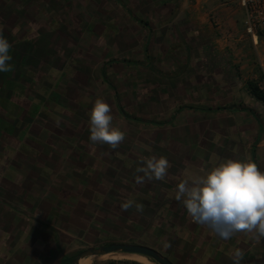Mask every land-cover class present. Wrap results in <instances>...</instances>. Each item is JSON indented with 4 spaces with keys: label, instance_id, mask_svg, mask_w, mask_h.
Wrapping results in <instances>:
<instances>
[{
    "label": "crops",
    "instance_id": "0c3cea01",
    "mask_svg": "<svg viewBox=\"0 0 264 264\" xmlns=\"http://www.w3.org/2000/svg\"><path fill=\"white\" fill-rule=\"evenodd\" d=\"M73 5L76 10L72 20L74 39L89 42L90 45L85 46L90 50L100 49L102 53L97 55L106 59L96 68L92 65H77L72 61L74 66L71 67L70 64V67L74 69H72L74 76L71 80L76 81L77 76L84 72L91 74L88 76L90 86L104 89L106 93L104 100H112L124 119L125 83L127 85L138 83L137 87L140 88L144 87L141 83L149 80L154 83L153 88L163 89L170 86L172 92L177 91L176 99H169L172 102L175 100V104H178L179 100L184 102L209 100L191 96V90L196 89L202 93L211 87V82H215V86L221 89L232 85L236 87L237 84L241 86L242 83L246 89L249 82L257 83L259 88L264 85V55L251 54L249 59L231 60L229 65L225 62L227 57L232 56L230 43L233 35H227L221 23L224 21L225 24H234L240 29V25L237 26L239 11L227 14V11L233 9L224 8L227 2L214 5L198 0H73ZM216 14L219 17L218 21L214 17ZM240 31L242 34L238 40L246 41L245 30ZM83 44L82 47H85ZM125 54L127 56L135 54L137 59L125 60ZM63 70L59 69L58 73H62ZM125 71L128 77L129 74L135 73L137 80H133L132 83L125 80ZM50 88H59L60 91V87L57 86ZM54 95L57 100L69 98L67 95L63 96L62 92L56 94L53 91L51 96ZM93 99L96 100L98 97L95 96ZM247 99L257 101L251 95ZM247 99L242 93L232 95L226 100H234V103L216 108H198L189 104L184 105L186 103L183 102L181 106H177L176 116L172 115L166 122L155 125L161 128L178 120L183 121L188 112L203 115L221 113L224 117L223 123L218 125L217 134L225 137V148L214 152L202 147V153L205 154L202 163H186L183 167L177 165L176 168L171 166V172H174V168L178 171L177 179L190 180L193 176L203 175L202 169L207 171L228 158L240 160L250 158L264 171V113L253 106L245 105L243 100ZM73 100L80 98L76 97ZM36 106L38 109L33 112L32 119L40 114V107L37 104ZM61 115L59 112L52 114L60 120ZM25 116L26 114L23 115L22 121L26 120ZM26 125L24 128H15L14 133L17 130L18 136L23 138L26 144L22 143L21 138H17V157L15 156V160L10 161L9 165L16 171L18 169L29 173L26 179L31 181L32 186L26 189L23 198L16 194L14 201L20 210L15 212L9 206L8 195L3 196L4 198L1 196L3 193L0 194V202L3 208L8 209L12 221L18 220L21 223L22 219L29 221L26 227L18 226L19 224L14 226L15 229H19L18 232L21 231V237L27 240L22 242L20 237L15 239L11 234L14 233L13 226L12 228L8 226L0 210V235L7 233L10 240L5 243L0 240V250L3 247L7 248L4 258L15 254L14 258L8 257L6 260L2 258L3 253L0 254V264H3V260L4 264H62V259L67 255L61 252L69 242L64 237L65 232L77 233L80 229L76 219L88 215L86 212L92 215L93 211L95 217L98 214L112 216L115 200L113 197L112 204L109 203L112 207L109 209L110 212H106L105 206L98 208L96 202L98 199H89L93 205L83 204L86 197L83 193L88 191L92 184L90 179L95 183L97 180L89 177L90 171L75 170L77 165L84 163L82 156L87 153L73 141V137L79 131L73 134L75 130L66 137L60 128L51 131L42 127L35 134L30 127L37 124L32 123L30 127ZM186 131L188 132L185 126V129L180 131L181 134L175 137L179 139ZM35 138L42 144L36 145L33 140ZM89 146L88 152L94 155L90 157L97 162L98 153L103 151L97 145ZM210 155L217 158L215 164L208 161V158L211 159ZM30 172H35L36 175L31 176ZM33 185L37 187L34 189ZM171 192L173 193L170 194ZM175 193V190L169 189L163 197L164 201L169 202L167 210L169 215L173 218H183L182 225L180 223L174 225L173 221L169 225L170 242L166 250L173 264H233L230 254L237 248L243 252L241 264H264V240L257 244L243 233H238L231 239H221L208 226L194 222L182 203L176 201ZM142 207L147 209L146 204ZM3 225L7 228L6 231H3ZM43 236L47 238L44 239ZM71 238L75 239L73 236ZM125 264L146 263L136 261Z\"/></svg>",
    "mask_w": 264,
    "mask_h": 264
},
{
    "label": "rangeland",
    "instance_id": "374dc122",
    "mask_svg": "<svg viewBox=\"0 0 264 264\" xmlns=\"http://www.w3.org/2000/svg\"><path fill=\"white\" fill-rule=\"evenodd\" d=\"M198 1L210 2L214 5L219 4V2H227L224 8H233L227 11V14L231 15V12L239 11L237 26L240 25V29L245 30L244 10L239 7L237 0ZM75 12L73 0H0V30L3 31L4 37L12 45L10 49L12 60L9 63L13 66L12 71L0 72V194L3 193L2 197L8 195L9 206L16 212L18 209L20 210L16 206L17 202L14 201L16 194L23 198L26 189L32 186L31 181L26 179L29 173L18 169L16 171L9 165V162L14 161L15 156L17 157V138H21L18 136L17 130L14 133L15 128H24L27 126L26 124L30 127L33 123L37 125L30 128L35 134L42 127L51 131L60 128L66 137L75 130L73 134H77L79 131L73 137V141L75 145L82 147L83 151L87 153L82 156L84 163L77 165L75 170L90 171L89 177L97 180L95 183L90 179L92 184L90 189L83 193L86 196L83 199V204L90 206L93 203L89 202V199H98L96 201L99 205L98 208L105 206L106 212H110L109 209L112 207L109 203L113 201V197L115 201L112 216L98 214L95 217L93 216L94 212L91 211L92 215L86 212L88 215L77 218V226L80 230L74 234L65 232L64 237L66 241H69V245L66 243L61 253L71 257L89 248L124 243L149 246L168 258L166 245L169 246L170 242L169 225L171 221L174 225L176 223L182 225L183 218H173L169 215L167 212L169 202L164 201L163 197L169 192V189L176 191L177 184L182 181L176 178L178 171L175 168L177 165L183 167L186 163H202L205 159L202 147L207 151L214 150V152H219L225 148V137H220L217 134L218 125L223 123L224 117L221 113L203 115L202 113L192 114V112H188V116L183 121H175L172 125L160 128L149 124L166 122L167 118L176 114L177 106H181L184 100H179L178 104H175V100L172 102L169 99H176V90L172 92L170 86L163 89L153 88L154 83L149 82V80L141 83L144 87L139 88L137 87L138 83H132L133 80H137L136 74L131 73L128 77V73L125 71V80H129L132 85L125 83L123 107H125L127 115L139 121L134 122L122 118L115 103L112 100H105L112 108L113 125L125 131L126 138L115 150L106 144H96L103 152L98 153L99 160L97 162L93 160V157H90L94 156L93 153L88 152L89 145H92L89 141V113L95 102L93 97L97 96L104 99L106 93L99 86H90L88 76L91 74L89 73L84 72L77 76L76 81L75 79L71 80L74 76V69L71 67L74 66L72 61H75L77 65H92L96 68L104 62L106 57L97 55V53H102L100 49L90 50L87 47L90 45L89 42H80L74 39L72 20ZM214 17L218 21V14ZM221 24L227 35H233L231 37L233 40L230 43L232 56L226 58L227 65L231 63V60H247L251 54L264 55L263 40H259L258 45L255 46L251 38L245 33L244 37L247 40H238L242 33L236 25L225 24L224 21ZM82 44L87 46L82 47ZM133 58L137 59V56L125 54V60ZM59 69L63 70L62 73H58ZM126 69L127 66L125 65ZM61 76L62 78H59ZM244 85L242 83L241 86L237 84L236 87L232 85L226 89H221L215 86V82H211V87L202 93L196 89L191 90V96L204 97L209 100H187L184 105L189 104L198 108H216L225 104L229 105L235 102L234 100H226L232 95L242 93L246 99L250 96L248 87L245 89ZM52 86L60 87V91L59 88H50ZM261 86V90L264 91V85ZM53 91L56 94L62 92L63 96L69 97L68 100H57L56 95L51 96ZM76 97L80 100H73ZM165 98L167 99L163 100ZM257 101L247 99L243 100V103L264 113V104ZM36 104L40 107V114L32 119L33 112L38 109ZM54 112L62 114L61 120L52 116ZM25 114L26 120L22 121ZM185 126L188 132L186 131L179 139L175 137L177 134H181L180 131L185 129ZM207 129H215L216 131L209 132ZM33 140L36 145L42 144L37 138ZM21 141L24 145L26 144L23 138ZM28 143L30 142L28 141ZM22 151L23 149H21ZM45 155L49 154L45 153ZM151 155L165 156L170 164L175 166L174 172H171L170 167L163 181L152 180L146 181L144 184H137L135 169L141 166L143 157ZM208 161L215 164L217 158L211 156ZM30 175L35 176L36 173L30 172ZM33 187L35 189L37 185H33ZM64 194L66 195V193ZM127 200H132L134 206L124 211L121 204ZM1 204L2 202H0V210H2L3 219L10 228H12L11 226L14 228L16 224L22 227L29 224L26 219H22V223L18 220L12 221L8 209L3 208ZM135 204L142 206L146 204L147 209L143 207V211L138 212ZM6 229L4 226L3 231ZM13 231L14 233L11 234L15 239L20 237L22 242L27 240L25 237H21V231L18 232L19 229L14 228ZM70 235L75 239L73 240ZM43 237L44 239L47 238V236ZM8 238L9 234L7 233L0 235V240L4 243L9 240ZM6 249L3 247L0 250V254L3 253L2 258L5 256ZM118 254L123 253L108 254L110 257L107 258L90 257L85 260L91 264L136 262L127 256L118 257ZM8 257L14 258L15 254L4 259L6 260ZM5 260L2 262L3 264Z\"/></svg>",
    "mask_w": 264,
    "mask_h": 264
},
{
    "label": "clouds",
    "instance_id": "9594fccd",
    "mask_svg": "<svg viewBox=\"0 0 264 264\" xmlns=\"http://www.w3.org/2000/svg\"><path fill=\"white\" fill-rule=\"evenodd\" d=\"M11 47L0 30V72L13 70L9 63ZM89 130L92 145L106 144L113 150L126 138L125 131L113 125L112 108L102 98L95 100L89 113ZM171 166L163 155L143 157L141 166L135 169L136 183L163 181ZM201 171L203 175L182 180L176 186L175 199L182 203L192 220L208 226L224 240L238 233L257 244L264 240V171L250 158L224 159L211 169ZM133 206L132 200L121 204L124 211ZM135 208L143 211L142 205L135 204ZM230 258L233 264H241L242 250H233Z\"/></svg>",
    "mask_w": 264,
    "mask_h": 264
},
{
    "label": "water",
    "instance_id": "95a60500",
    "mask_svg": "<svg viewBox=\"0 0 264 264\" xmlns=\"http://www.w3.org/2000/svg\"><path fill=\"white\" fill-rule=\"evenodd\" d=\"M123 253L146 257L156 264H173L171 260L163 256L159 251L146 245L114 243L108 246L89 248L78 254L71 264H79L81 260L89 257H100L108 254Z\"/></svg>",
    "mask_w": 264,
    "mask_h": 264
},
{
    "label": "built area",
    "instance_id": "2783aa9c",
    "mask_svg": "<svg viewBox=\"0 0 264 264\" xmlns=\"http://www.w3.org/2000/svg\"><path fill=\"white\" fill-rule=\"evenodd\" d=\"M237 2L244 10L245 34L257 46L259 40L264 42V0H237Z\"/></svg>",
    "mask_w": 264,
    "mask_h": 264
},
{
    "label": "trees",
    "instance_id": "16d2710c",
    "mask_svg": "<svg viewBox=\"0 0 264 264\" xmlns=\"http://www.w3.org/2000/svg\"><path fill=\"white\" fill-rule=\"evenodd\" d=\"M248 92L249 94L254 97L255 99H257L258 101L262 102L264 104V91L261 90L259 88V86L256 83H252L249 82L248 84ZM210 111H219V109L215 110V109H210ZM123 116L125 117V119L129 120V121H138L134 118H131L129 115H127L125 112H123ZM152 125H159L157 123H149ZM77 255L75 256H66L62 259V264H71L72 261L75 259ZM154 262V261H153Z\"/></svg>",
    "mask_w": 264,
    "mask_h": 264
},
{
    "label": "bare ground",
    "instance_id": "6f19581e",
    "mask_svg": "<svg viewBox=\"0 0 264 264\" xmlns=\"http://www.w3.org/2000/svg\"><path fill=\"white\" fill-rule=\"evenodd\" d=\"M116 255V254H115ZM110 257V255H104V256H101V257H103V258H107V257ZM124 256H127L128 258H130V259H134L135 261H139V262H144V263H146V264H155V263H153V262H151V261H149L147 258H145V257H143V256H140V255H132V254H118V257H124ZM100 257V258H101ZM114 257H116V256H114ZM90 258V257H89ZM86 259H88V258H86ZM124 259V258H123ZM79 264H91V263H89L88 261H86L85 259H83V260H81L80 261V263Z\"/></svg>",
    "mask_w": 264,
    "mask_h": 264
}]
</instances>
